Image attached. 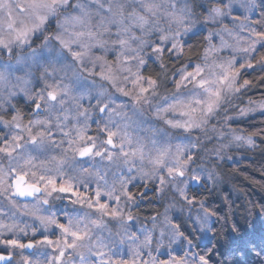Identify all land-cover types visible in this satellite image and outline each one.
<instances>
[{
	"label": "snow or ice",
	"instance_id": "6c2138e0",
	"mask_svg": "<svg viewBox=\"0 0 264 264\" xmlns=\"http://www.w3.org/2000/svg\"><path fill=\"white\" fill-rule=\"evenodd\" d=\"M61 7L79 8V14L70 18L74 24L82 25L91 20V11L81 3L23 0L18 11L31 12L35 22L32 19L21 20L17 27L16 18L10 11L7 27L11 39L0 36V52L14 54L13 43L19 46L27 44L30 33L37 31ZM143 8V14H126L120 0H110L95 29L72 31L56 37L66 55L58 54L54 58L55 63L49 65L51 71L49 67L44 68L41 75L43 87L39 91L30 87V80L17 78L13 88L20 89L36 113L46 115L43 119H29L25 123L17 108L9 112L10 118L0 119L3 127L14 129L0 138V245L9 250L7 254L0 255V264H13L14 260L15 264H210V253L216 247L218 235L213 218L216 217L217 221L223 219L222 229L226 231L229 217H217L216 211L209 208L204 200H197L194 195L189 197L190 185H214L220 179L214 177L212 171L205 176L193 167L200 158L199 153L192 151L197 145L177 144L173 149L170 143H160L154 138L162 131L155 128H143L146 135L134 137L129 129L133 126L141 128L142 122L129 116L123 110L125 105L117 104L104 87L93 91L65 83V78L79 82L86 74L110 84L120 96L131 99L134 105L150 103L149 93L155 94L157 80L140 71L141 67H147L143 50L150 46L151 55L161 60L160 67L163 68L164 52H182L183 49H177L175 40L168 48L149 40L153 31L160 32V43L168 41L169 35L154 20L159 5L154 0H144ZM205 10L208 12L205 22L216 23L224 16L223 9L218 6ZM245 10L250 11L251 4ZM184 12L185 9H181L179 14L170 13L177 25L184 24ZM232 19L238 20L239 17L233 16ZM237 27L239 31L224 27L215 33L210 31L204 37L209 41L203 53L205 65L197 64L190 71L182 70L174 81L178 93L189 87L198 91L187 99L176 98L166 107L157 106L154 113L170 129L188 135L196 131L207 135L211 131L218 140L226 139L227 142H221L215 150L217 159H222L223 149L233 144L252 150L259 148L264 152V147L256 142L257 138L264 142V126L246 131L230 124L233 120L251 118L257 113L264 115V98H249L243 106L235 103L236 100L243 103L246 93L258 86L255 81L264 83V30L252 28L242 34L244 25ZM224 50H231L232 55L217 60V54ZM109 52L112 53L110 56L107 55ZM209 58H212L211 65L207 64ZM86 59L92 67L87 66ZM134 61L136 70H133ZM22 63L24 59L17 57V64ZM56 64L60 66L56 67ZM97 65L99 71L95 70ZM205 67L209 69L208 75H205ZM57 73L62 75L57 76ZM122 73L130 74L123 79L128 81L130 78L131 88L120 84ZM251 73L259 74L250 79ZM8 84V75L0 72V86ZM15 94V91L9 93L10 96ZM85 100H95V104L86 107ZM229 108L235 115L223 116L224 122L219 127L212 124L213 118L219 117L221 112H228ZM93 111L100 114L95 121L96 136L88 135ZM169 112L178 114L180 118H168L165 114ZM101 117H105L102 128L99 127ZM260 123L264 125V120ZM210 124L211 128L208 127ZM56 134L60 135L59 140L54 138ZM149 143L151 147H148ZM55 149H60L58 154L54 153ZM77 157L81 161H92L94 166L99 158L100 166L95 170L82 165L78 167ZM66 167L75 175H69ZM100 167L104 169L103 174ZM124 169H127V175ZM84 177L94 178L96 188L93 192L80 190V185L90 183ZM137 178L144 182L145 187L150 181L158 180L156 191L165 197L169 191L173 193L164 212L150 217L151 227H142L138 233L130 231V222L138 220L133 212L127 210L135 202V194L128 185ZM64 200L79 206L74 214L64 213L66 222L61 221L54 210L56 202ZM171 209H178L180 213L187 211V221L191 222L193 232L199 233L196 242L186 234L183 227L186 221L179 218L174 221L169 214ZM259 211L264 216V205H260ZM19 217H30L34 223L22 221ZM29 230L33 237L41 232L43 238L23 243L19 234L27 236ZM231 233L225 240L221 255L232 259L221 264H248L253 252L264 260V233L258 245L246 238V234L241 235L237 224L231 225ZM165 240L167 259H162L158 254L166 247ZM177 244L183 255L173 254L175 249L172 246ZM196 247H201L202 251H193ZM38 249H45L39 252L42 260L25 254L26 250ZM16 250H20L19 259H16ZM237 253H241L243 259L237 258Z\"/></svg>",
	"mask_w": 264,
	"mask_h": 264
},
{
	"label": "clouds",
	"instance_id": "9594fccd",
	"mask_svg": "<svg viewBox=\"0 0 264 264\" xmlns=\"http://www.w3.org/2000/svg\"><path fill=\"white\" fill-rule=\"evenodd\" d=\"M22 2L23 0H0V36H3L6 40L11 39L7 27L9 23L8 14L10 11L12 16L16 18L17 27L20 26L21 20L28 21L29 19H32L33 22H35L31 12L20 13L18 11ZM143 2L144 0H120V3L124 6L126 14L132 12L143 14ZM154 2L159 5V11L154 20L158 23L159 28L162 29L165 34L169 35V40L160 43V32L157 31L151 33L148 37L149 40L158 43L162 48H168L173 40H175L177 43V49L182 47L183 51L180 52L179 50H174L171 52H164V67L161 68V60L156 56L151 55V47L148 46L143 50L142 55L144 56L147 67H141L140 71L145 76L151 74L153 78L157 80L155 94L149 93L150 103L134 105L131 99H123L124 97L120 96L110 84L95 79L94 77H88L86 74L82 76V79L79 82L65 78V83L92 89L93 91L100 87H104L111 94L117 104L125 105L123 110L126 111L129 116L142 122V127L138 128L141 135H146V133L142 131L143 128L161 129L162 131H159L154 138L160 143H170L173 146V149L177 144L195 143L197 147L194 149L197 151L194 153H199L200 158L196 161L193 167L205 176L209 171H212L214 177L218 176L221 178L222 172L220 170L221 166L219 161L224 160L229 151L233 149H252L233 144L228 148L223 149L222 159H217L215 150L221 142L226 143V139L224 141L218 140L215 134L211 131H209L207 135L201 131H196L193 134L188 135L177 129H170L158 120L154 113L157 106L166 107L168 103L174 102L176 98L187 99L198 91L195 88L189 87L187 89H181L178 93L174 88V81L181 74L182 70L190 71L197 64L201 66L205 65L203 53L204 48L208 46L209 41L205 40L204 37L207 36L210 31L215 33L218 29L224 27L239 31L237 26L240 24L244 25V33L242 34H246V32L252 28L264 30V0H154ZM70 3L73 5L77 3L86 5L91 11V20L85 21L82 25L74 24L71 22L70 18L79 14V8H58L55 15L49 16L48 19L39 26L37 31L30 33L28 36L29 42L27 44L19 46L18 44L13 43L12 47L15 49L14 54L9 55L6 52H0V72H6L9 80L7 86H0V119L10 118L9 112L15 111L17 108L21 111V108L18 106L20 97L24 98L27 106H31V101L23 95L20 89L13 88L18 82L17 78L24 77L25 79L30 80V87L39 91L40 88L43 87L41 75L44 74V68L55 63L54 58L58 54L66 55L63 49L60 48L56 37L58 35H68L72 31L86 30L88 28L95 29L96 25L100 23L101 18L104 15V10L107 8L110 0H70ZM249 4H251V10L246 11L245 8ZM101 5H103V7H101ZM173 5H175V8H173ZM211 6L221 7L224 11V16L219 18L216 23H212L211 21L205 22L208 16V12L205 9ZM25 7H27L26 4ZM181 9H185V22L183 25H177L173 21L170 13L175 12L179 14ZM233 16L239 17V19L233 20ZM111 54V52L107 53L109 56ZM231 55V50H224L217 54V60H219L220 57H229ZM17 57H22L24 63L18 65ZM69 62L71 61L69 60ZM85 63L88 67H92L87 59L85 60ZM211 63L212 58H209L207 64L211 65ZM59 66V64H56V67ZM77 68H79V65H77ZM49 70L51 71L50 67ZM95 70L99 71V65L96 66ZM133 70H136L135 61L133 62ZM204 72L205 75H208L209 69L205 67ZM60 75H62V73H57V76ZM68 76L71 77V72L68 73ZM121 76L122 79L120 84L126 88H131L132 85L130 83V78L128 81L123 79L124 76L130 77V74L122 73ZM48 78L51 79V77ZM93 79H95L94 83L92 82ZM12 91H15L16 94L10 96L9 93ZM238 101L239 100H236L235 103L238 104ZM90 104L94 105L95 100L88 101L87 107ZM141 109L142 115L140 114ZM45 115L46 114L43 112L29 113L25 119H27V121L29 119H43ZM99 115V113L93 111V117L97 118ZM165 115L168 118H180L176 113L169 112ZM225 115L231 116L235 115V113L229 108L228 112H221L219 117L213 118L212 124H216L219 127V125L223 124L224 121L222 117ZM104 122L105 117H101L99 127L101 124H104ZM0 127H3V125L0 124ZM208 127L211 128V124ZM3 128L6 132L0 134V138H2L3 135H9L14 131V129L11 128ZM225 131H227V129H225ZM96 135H98V132ZM148 147H151L150 143L148 144ZM199 165H202V167H199ZM159 198L164 200L165 195L159 194ZM56 211L58 213L68 212L63 206L57 207ZM72 211H75V209H72ZM260 264H264V260H261Z\"/></svg>",
	"mask_w": 264,
	"mask_h": 264
},
{
	"label": "trees",
	"instance_id": "16d2710c",
	"mask_svg": "<svg viewBox=\"0 0 264 264\" xmlns=\"http://www.w3.org/2000/svg\"><path fill=\"white\" fill-rule=\"evenodd\" d=\"M258 74L259 73H251L248 78L251 79ZM255 82L258 86L250 89L246 93L243 97V103H241L240 100L237 102L240 106L246 104L249 98L254 100L264 98V83H260L258 80ZM262 120H264V115L257 113L251 118L234 120L230 122V124L237 129L243 128L246 131H255L257 128L264 126L260 123ZM54 138L59 140L60 135L56 134ZM256 142L261 147H264V142H261L259 138H257ZM59 151L60 149H55L54 153L58 154ZM228 153L227 155L228 157L230 156L231 159L225 158L219 161L222 177L214 186L212 184L206 186L202 185L198 191L195 190V188L191 189L189 186L188 194L190 198L194 195L195 199L204 200L209 208L216 211L217 217H224L225 215L229 217L226 231L222 229V225L224 224L223 219L217 221L216 217L213 218L214 228L218 235L215 241L216 247L210 253V264H221L222 261H230L232 259L230 256L221 255L224 251L223 245L225 240L228 236L232 235V224L239 225L241 228V235L246 234V238L254 240L257 245L260 243L261 234L264 233V216H261L259 211L260 205H264V152H261L259 148H257L256 150L233 149ZM84 179L93 180V178L90 177H84ZM91 186L92 185H80V190H84ZM152 187L153 189L151 190H153V192L150 193L149 190L145 196L141 195L142 186L138 183L131 184L128 187L131 192L135 194V198L139 197L137 200L138 204H132L131 207L127 209L135 214L138 224H147L150 221V217L163 213L166 206V198L172 200V192H169L164 200H161L155 195L157 192L156 187ZM68 207V204L64 206V208L69 210L70 208ZM177 218L186 221L183 225L186 234H190L191 238L196 242V237L199 233L198 231L195 233L193 232L191 222L187 221L184 213H180ZM177 218H175L174 221H176ZM209 235L212 234L210 233ZM42 238L41 235H36L31 241ZM249 247H251V245H249ZM193 251L199 253L202 249L201 247H196ZM237 258L243 259L242 254L237 253ZM163 259H167V257ZM257 261H261V257L253 252L248 264H256Z\"/></svg>",
	"mask_w": 264,
	"mask_h": 264
},
{
	"label": "rangeland",
	"instance_id": "374dc122",
	"mask_svg": "<svg viewBox=\"0 0 264 264\" xmlns=\"http://www.w3.org/2000/svg\"><path fill=\"white\" fill-rule=\"evenodd\" d=\"M20 99H21V101H23V102H25L24 101V98L23 97H20ZM123 99H127V98H123ZM87 104H88V101L87 100H85L84 101V105L87 107ZM96 121V118L95 117H93V119L89 122V131H88V135H91V136H96V134H97V123L95 122ZM234 121V120H233ZM233 121H231V122H233ZM73 123H75L74 121H73ZM93 125V126H92ZM71 125H69V127H70ZM111 126V125H110ZM100 127L102 128V127H104V124H101L100 125ZM111 127H113V130H115V127L114 126H111ZM65 130H67V129H65ZM129 131L131 132V134L135 137V136H137V135H139V136H143V135H141L140 134V132H139V129L138 128H135V127H133V128H131V129H129ZM6 132V130L3 128V127H0V134H4ZM102 135V134H101ZM4 136H7V135H3V137ZM194 138V137H193ZM65 147H67V144H65ZM192 151L193 152H195V151H197L196 149H192ZM227 154H229V153H227ZM225 158H228V155L225 157ZM80 165H82L83 167H88V168H93V170H95V167H99L100 166V161H99V159L97 158V161H96V164H95V166L93 165V163H92V161H86L85 163H79L78 164V167L80 166ZM124 171V174L125 175H127L128 173H127V169H124L123 170ZM66 172L69 174V175H75V173L72 171V169H70V168H67L66 167ZM100 172H101V174H103V172H104V169H103V167H100ZM118 175H119V173H117ZM67 178V177H66ZM111 174L109 175V180H111ZM152 181H150L149 183H148V185H147V187H145L144 186V182L143 181H141L139 178H137L135 181H133L132 183H130L129 185H128V187L131 185V184H134V183H138L139 185H141L142 186V191H144V189L145 188H147V192H149V190H151V189H153V187L152 186H155L156 187V189H157V186H158V180L157 181H155V182H152ZM88 185H92L91 187H88V188H85L84 190H82L81 189V191H85L86 193H91V192H93L94 190H95V188H96V183L94 182V178H93V180L91 181L90 180V183L88 184ZM202 185H204V186H206V185H208V184H206V183H201L200 185H198L196 188H195V190H200V188H201V186ZM171 192V191H170ZM157 197H159V194L156 192V194H155ZM139 198L137 197V198H135V202L133 203V205H136V203L138 204V200ZM171 202V200L170 199H168V198H166V206L165 207H167L168 206V204ZM56 204H57V207H60V206H66L67 204H68V208H70L69 210H68V212H70V213H73L74 214V211H72V209H79V206L77 205V206H73V205H71V204H69L68 202H67V200H64V201H57L56 202ZM132 205V204H131ZM131 205L129 206V207H131ZM165 210V209H164ZM195 211V210H194ZM164 212V211H163ZM59 214V219L61 220V221H63V222H66V217H65V215H64V212H60V213H58ZM172 217H173V219H175V218H177L178 217V215L180 214V212H179V210L178 209H171L170 210V213H169ZM184 215H185V217L187 218V211H185L184 212ZM19 219L20 220H22V221H25V222H28V223H34V221H32V219L30 218V217H19ZM5 220H7V218H5ZM7 222H10V221H7ZM131 223V228H130V231H134V232H139V229H141L142 227H145V226H147V227H151V220L147 223V224H138L136 221H132V222H130ZM41 232H42V229H41ZM41 232H37V234L36 235H41ZM8 235H11V234H8ZM157 235H158V233H157ZM42 236V235H41ZM43 237V236H42ZM26 238H28L29 240H32L33 239V236H32V233H31V230H29V232H28V235L27 236H25L23 233H20L19 234V239L21 240V239H26ZM165 245H166V247L164 248V249H162L161 250V253L160 254H158L159 256H160V258H165V257H167V240H165ZM174 249H175V251H174V253L173 254H177V253H179V255H183V251L180 249V245L179 244H177V245H173L172 246ZM45 249H38V250H33L32 251V254H30L29 256H30V258H32V259H43V257L42 256H40L39 255V252L40 251H44ZM9 250L8 249H6L4 246H2V245H0V252H5V253H7ZM19 252H20V250H16V259H19ZM26 255H28L27 253H25ZM155 254V253H154ZM191 258V253H189V259ZM13 264H15V260L13 261Z\"/></svg>",
	"mask_w": 264,
	"mask_h": 264
},
{
	"label": "flooded vegetation",
	"instance_id": "af4514ba",
	"mask_svg": "<svg viewBox=\"0 0 264 264\" xmlns=\"http://www.w3.org/2000/svg\"><path fill=\"white\" fill-rule=\"evenodd\" d=\"M20 108H21V113H22V115H23V117H24V121H25V123H27V119H25V117H27V115L29 114V113H36V111H35V109L34 108H32L31 106L29 107V106H27L26 104H25V102H23V101H21V99H20V102H19V105H18ZM93 126V125H92ZM99 159V158H98ZM77 161L79 162V163H85L86 161H88V160H83V161H81L78 157H77ZM147 194V190H145L144 189V191H142V193H141V195H146ZM140 195V196H141ZM139 198V197H138ZM21 241L23 242V243H26L27 241H30L29 239H21ZM2 253H4V254H7V253H5V252H2Z\"/></svg>",
	"mask_w": 264,
	"mask_h": 264
},
{
	"label": "water",
	"instance_id": "95a60500",
	"mask_svg": "<svg viewBox=\"0 0 264 264\" xmlns=\"http://www.w3.org/2000/svg\"><path fill=\"white\" fill-rule=\"evenodd\" d=\"M79 158V157H78ZM80 159V158H79ZM198 185H195V184H192V185H190V188L191 189H194V188H196ZM145 190H147V188H145ZM153 192V190H150V193H152ZM29 242H34V241H27L26 243H29ZM32 251L33 250H26V253H28V254H31L32 253ZM0 255H5L4 253H2V252H0Z\"/></svg>",
	"mask_w": 264,
	"mask_h": 264
}]
</instances>
